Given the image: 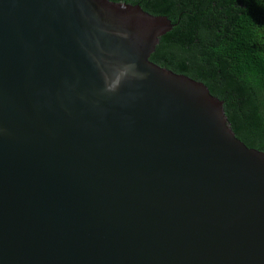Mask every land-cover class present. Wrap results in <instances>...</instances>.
<instances>
[{"label":"water","instance_id":"obj_1","mask_svg":"<svg viewBox=\"0 0 264 264\" xmlns=\"http://www.w3.org/2000/svg\"><path fill=\"white\" fill-rule=\"evenodd\" d=\"M110 0H0V264H264V152L150 59Z\"/></svg>","mask_w":264,"mask_h":264},{"label":"trees","instance_id":"obj_2","mask_svg":"<svg viewBox=\"0 0 264 264\" xmlns=\"http://www.w3.org/2000/svg\"><path fill=\"white\" fill-rule=\"evenodd\" d=\"M176 25L151 61L204 83L236 137L264 152V0H110Z\"/></svg>","mask_w":264,"mask_h":264}]
</instances>
